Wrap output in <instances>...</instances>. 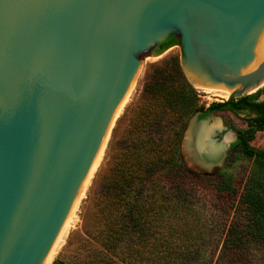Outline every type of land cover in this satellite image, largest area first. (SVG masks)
I'll return each instance as SVG.
<instances>
[{
    "label": "water",
    "instance_id": "1",
    "mask_svg": "<svg viewBox=\"0 0 264 264\" xmlns=\"http://www.w3.org/2000/svg\"><path fill=\"white\" fill-rule=\"evenodd\" d=\"M263 32L264 0H0V264L51 262L156 43L193 88L259 90Z\"/></svg>",
    "mask_w": 264,
    "mask_h": 264
},
{
    "label": "trees",
    "instance_id": "2",
    "mask_svg": "<svg viewBox=\"0 0 264 264\" xmlns=\"http://www.w3.org/2000/svg\"><path fill=\"white\" fill-rule=\"evenodd\" d=\"M168 35L154 48L161 55L178 43ZM255 94L223 103L199 104L178 56L152 64L140 98L120 138L108 145L98 176L95 227L76 264H195L201 236L190 221L197 195L210 192L231 204L221 259L240 264L264 248V150L251 144L264 131V101ZM230 112L246 114L232 147L253 161L242 187L225 171L195 175L183 163L181 142L189 118Z\"/></svg>",
    "mask_w": 264,
    "mask_h": 264
},
{
    "label": "rangeland",
    "instance_id": "3",
    "mask_svg": "<svg viewBox=\"0 0 264 264\" xmlns=\"http://www.w3.org/2000/svg\"><path fill=\"white\" fill-rule=\"evenodd\" d=\"M171 56H178L181 66L180 47L176 45L169 48L161 55L148 57L143 60L132 89L130 90L120 113L111 127L104 149L92 171V175L88 180L86 189L78 201L74 215L71 218V221L50 264H76V262L80 259L81 253H83L89 236H91L95 227L96 217L94 214V197L96 196L98 189V176L104 171L108 161V145L112 141L113 136L114 141H116L120 138L122 133H124L127 126V119L131 116L132 111L140 98L144 77L148 67ZM250 88L251 87L248 86L247 90ZM194 89L198 94L199 104L205 107H208L211 103H223L231 98L248 96L253 94L255 91H259V101H261L264 96V86L253 92L244 91L241 94H237L228 99L219 98L215 96V94L208 93L199 88ZM215 121H218L219 126L222 127V130H220L219 133H217V127L214 129V132L218 136L217 139L220 141L225 140L228 133H233L232 140L224 145L225 150L223 152V158L218 165L208 172L199 170V168L206 167L197 157V159L193 161L194 163L189 162L182 151L181 142V155L183 163L195 175H212L219 171H225L237 182L239 187H242L251 173L253 161L244 157L239 151L235 150L232 145L236 140V131L243 130L247 127L246 114L233 115L230 112H220L211 114L202 119L198 117V113L192 115L187 121L184 133L188 130L192 123L196 125V128L192 129L193 133L192 131L189 132V134L195 138L194 150H192L188 144L191 138L188 134V136H186L187 142L185 143L187 152L185 151V153H188L189 150L192 152V155H197L196 143L197 136L200 132L199 129L203 124L208 123L211 126L215 123ZM251 145L256 149L264 150V131L256 134ZM231 217L232 211L230 203L218 200L210 192L200 191L198 193L197 203L194 206L192 215L190 216L191 223L197 230H199V234L202 237L200 257L198 262L195 264H217L218 258L220 257V249L222 247L225 229L227 228ZM218 264H226V261L221 259ZM240 264H264V248L251 251L248 257H246V259Z\"/></svg>",
    "mask_w": 264,
    "mask_h": 264
},
{
    "label": "bare ground",
    "instance_id": "4",
    "mask_svg": "<svg viewBox=\"0 0 264 264\" xmlns=\"http://www.w3.org/2000/svg\"><path fill=\"white\" fill-rule=\"evenodd\" d=\"M259 58L261 60L264 61V32L262 33V35L259 37ZM142 65V64H141ZM141 68V66H140ZM258 68H249V69H244V70H240L239 74L240 75H246V74H249V73H253L257 70ZM140 71V69H139ZM138 71V73H139ZM138 75V74H137ZM137 77V76H136ZM231 77V75L229 76ZM136 79V78H135ZM135 82V81H134ZM134 84V83H133ZM264 85V83L262 84ZM133 86V85H132ZM132 89V88H131ZM201 89V88H199ZM203 91H206L208 93H213L215 94V96L219 97V98H222V99H228L232 96H235L237 94H241L242 92L244 91H255V89L253 88H250L249 90H246L245 89V86L243 83L237 85V86H234L226 91H218V90H207V89H201ZM130 92V91H129ZM129 95V93H128ZM127 95V97H128ZM127 97L125 98L123 104L125 103ZM123 104L121 105L119 111L117 112L116 116H115V119L117 118L118 114L120 113V110L123 106ZM114 119V121H115ZM114 123V122H113ZM220 123V122H219ZM113 125V124H112ZM200 125V124H199ZM202 125V123H201ZM200 125V126H201ZM199 126V127H200ZM198 127V128H199ZM218 128L217 130V133H219L220 130H222V127L219 126L218 124V121H215V123L213 125L210 126V124H203L202 127L199 129L200 132L197 136V143H196V152H197V155H192V152H190L188 150V154H191L193 160H196L197 158L199 159V161L205 166V167H211L213 165H218V163L221 161V159L223 158V152L225 150V143L229 142L232 140L233 136L231 133H228L227 136L225 137V140L223 141H220L219 139H217V135L216 133L214 132V129L215 128ZM193 128H196V125H194L192 123L191 127H190V130L187 131V136L189 134V132L192 131ZM193 133V131H192ZM190 135V134H189ZM190 142L188 143L191 147L192 150H194V143H195V138L193 136L190 135ZM108 139V138H107ZM194 139V140H193ZM234 140V139H233ZM186 142H187V139H186ZM187 152V151H186ZM195 152V151H194ZM187 154V153H186ZM194 154V153H193ZM197 157V158H196ZM199 164V163H198ZM197 166V165H196ZM195 166V167H196ZM94 169V168H93ZM93 171V170H92ZM92 175V172L90 174V176ZM89 176V178H90ZM89 180V179H88ZM88 183V181H87ZM87 183L85 185V188L83 190V192L85 191L86 189V186H87ZM82 192V194H83ZM82 196V195H81ZM81 198V197H80ZM76 209V208H75ZM75 212V210H74ZM74 215V213H73ZM72 215V216H73ZM72 218V217H71ZM71 221V220H70ZM70 223V222H69ZM69 225V224H68ZM68 227V226H67ZM65 234V233H64ZM53 260V258H52ZM51 260V261H52ZM51 263V262H50ZM49 263V264H50Z\"/></svg>",
    "mask_w": 264,
    "mask_h": 264
},
{
    "label": "flooded vegetation",
    "instance_id": "5",
    "mask_svg": "<svg viewBox=\"0 0 264 264\" xmlns=\"http://www.w3.org/2000/svg\"><path fill=\"white\" fill-rule=\"evenodd\" d=\"M157 43L154 45V48L156 47ZM259 101V100H258Z\"/></svg>",
    "mask_w": 264,
    "mask_h": 264
}]
</instances>
